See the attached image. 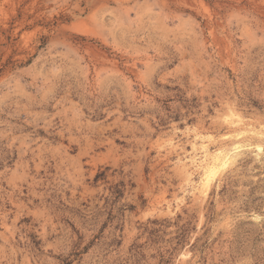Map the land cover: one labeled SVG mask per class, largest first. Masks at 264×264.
I'll use <instances>...</instances> for the list:
<instances>
[{"label": "rangeland", "instance_id": "rangeland-1", "mask_svg": "<svg viewBox=\"0 0 264 264\" xmlns=\"http://www.w3.org/2000/svg\"><path fill=\"white\" fill-rule=\"evenodd\" d=\"M0 264H264V0H0Z\"/></svg>", "mask_w": 264, "mask_h": 264}, {"label": "bare ground", "instance_id": "bare-ground-1", "mask_svg": "<svg viewBox=\"0 0 264 264\" xmlns=\"http://www.w3.org/2000/svg\"><path fill=\"white\" fill-rule=\"evenodd\" d=\"M230 158L231 157L229 156V154L228 153H225V154H222L219 157L215 158V160L214 161H211L210 164H212V166H214V167L220 164V167H222V166H225L227 164V162L229 161Z\"/></svg>", "mask_w": 264, "mask_h": 264}]
</instances>
